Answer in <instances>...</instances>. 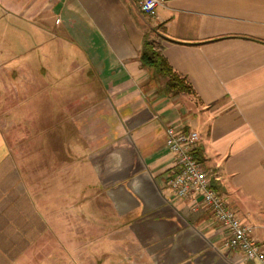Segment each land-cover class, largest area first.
Instances as JSON below:
<instances>
[{
	"label": "crops",
	"instance_id": "0c3cea01",
	"mask_svg": "<svg viewBox=\"0 0 264 264\" xmlns=\"http://www.w3.org/2000/svg\"><path fill=\"white\" fill-rule=\"evenodd\" d=\"M138 2L0 0V84L39 135L23 170L16 111L8 136L0 120V264H256L223 247L201 197L168 188L166 127L199 134L195 157L264 246V0L153 17ZM145 34L193 92L142 64ZM70 43L83 60L65 63Z\"/></svg>",
	"mask_w": 264,
	"mask_h": 264
},
{
	"label": "built area",
	"instance_id": "2783aa9c",
	"mask_svg": "<svg viewBox=\"0 0 264 264\" xmlns=\"http://www.w3.org/2000/svg\"><path fill=\"white\" fill-rule=\"evenodd\" d=\"M167 0H139L140 11L153 17L159 6ZM167 148L175 157L173 174L167 184L178 199L201 197L203 204L214 218L225 227L227 235L223 247L240 251L256 264H264V246L258 244L252 235V226L244 223L239 215L227 204L219 190L211 183L208 170L194 154L199 134L194 130L185 131L167 126Z\"/></svg>",
	"mask_w": 264,
	"mask_h": 264
},
{
	"label": "rangeland",
	"instance_id": "374dc122",
	"mask_svg": "<svg viewBox=\"0 0 264 264\" xmlns=\"http://www.w3.org/2000/svg\"><path fill=\"white\" fill-rule=\"evenodd\" d=\"M32 42V41H31ZM69 43V42H68ZM65 55H64V60L65 63H67L68 61H70L72 58H78L79 60L82 59L83 57L81 54H77V49L76 47L70 43L67 47H66V51H65ZM67 64L65 65V73L67 70ZM66 77V76H65ZM7 86L6 84L2 85V83L0 84V120L1 123L3 124V126L5 127V132H6V136H8V114L10 111V114L12 113V111H16V115L17 118L15 119L16 122V126L13 130L14 134H9V137L12 141H14L13 143H15V153H16V157L19 158V160L21 161V166L24 165V160L25 159H29L30 158V152H33L32 150L30 151L28 149L29 144H34L36 142L39 141V135L36 134H24L22 132V127L24 123V119L22 117H18V113H22L23 111V103L22 102H10L8 101V91H7ZM13 89H12V93H13ZM9 139V140H10ZM10 140V142H11ZM31 141V143L29 142ZM24 170V166L21 167Z\"/></svg>",
	"mask_w": 264,
	"mask_h": 264
},
{
	"label": "trees",
	"instance_id": "16d2710c",
	"mask_svg": "<svg viewBox=\"0 0 264 264\" xmlns=\"http://www.w3.org/2000/svg\"><path fill=\"white\" fill-rule=\"evenodd\" d=\"M139 57L144 66L152 68L166 78V88L169 92H193L191 84L170 66L163 54L157 50L155 42L150 39L148 34H145Z\"/></svg>",
	"mask_w": 264,
	"mask_h": 264
}]
</instances>
